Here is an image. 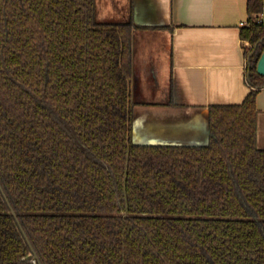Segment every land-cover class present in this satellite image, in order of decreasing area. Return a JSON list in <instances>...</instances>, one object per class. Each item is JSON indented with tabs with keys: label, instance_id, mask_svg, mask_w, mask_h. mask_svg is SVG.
<instances>
[{
	"label": "trees",
	"instance_id": "obj_1",
	"mask_svg": "<svg viewBox=\"0 0 264 264\" xmlns=\"http://www.w3.org/2000/svg\"><path fill=\"white\" fill-rule=\"evenodd\" d=\"M247 12L243 104L209 109L207 146H143L133 23L0 0V264H264V0Z\"/></svg>",
	"mask_w": 264,
	"mask_h": 264
},
{
	"label": "crops",
	"instance_id": "obj_2",
	"mask_svg": "<svg viewBox=\"0 0 264 264\" xmlns=\"http://www.w3.org/2000/svg\"><path fill=\"white\" fill-rule=\"evenodd\" d=\"M248 0H96L100 23L132 22L133 141L204 147L209 109L242 105L250 93L241 27ZM264 150V88L256 100Z\"/></svg>",
	"mask_w": 264,
	"mask_h": 264
},
{
	"label": "water",
	"instance_id": "obj_3",
	"mask_svg": "<svg viewBox=\"0 0 264 264\" xmlns=\"http://www.w3.org/2000/svg\"><path fill=\"white\" fill-rule=\"evenodd\" d=\"M257 72L260 76L264 77V52L262 56L259 59L258 65H257ZM135 143V142H134ZM136 144V143H135ZM138 145V144H137ZM13 216L16 217L15 212H13Z\"/></svg>",
	"mask_w": 264,
	"mask_h": 264
},
{
	"label": "built area",
	"instance_id": "obj_4",
	"mask_svg": "<svg viewBox=\"0 0 264 264\" xmlns=\"http://www.w3.org/2000/svg\"><path fill=\"white\" fill-rule=\"evenodd\" d=\"M262 22H264V13L261 15ZM33 264H37V261L35 259L30 261Z\"/></svg>",
	"mask_w": 264,
	"mask_h": 264
}]
</instances>
